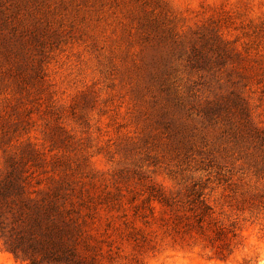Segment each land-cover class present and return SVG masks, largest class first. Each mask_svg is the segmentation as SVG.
Segmentation results:
<instances>
[{"label":"rangeland","instance_id":"obj_1","mask_svg":"<svg viewBox=\"0 0 264 264\" xmlns=\"http://www.w3.org/2000/svg\"><path fill=\"white\" fill-rule=\"evenodd\" d=\"M0 264H264V0H0Z\"/></svg>","mask_w":264,"mask_h":264},{"label":"trees","instance_id":"obj_2","mask_svg":"<svg viewBox=\"0 0 264 264\" xmlns=\"http://www.w3.org/2000/svg\"><path fill=\"white\" fill-rule=\"evenodd\" d=\"M203 188H204L203 185H201L200 189L196 190L195 192L201 195ZM149 198L151 200H157V202H159L161 206L164 207V209H166L165 205H167L168 200L165 196L160 197L154 194H150ZM208 209H209V205L202 202L201 211L197 212L196 225L201 234H206L205 232L210 228V225H209L210 222L206 221ZM207 223L209 226L206 225ZM211 231H212V234L207 235V237H208V241L210 242V245L213 248L214 253L221 257L227 256L226 251L230 253L231 247H230V240L227 237L225 230L222 227L217 226V227L212 228Z\"/></svg>","mask_w":264,"mask_h":264}]
</instances>
